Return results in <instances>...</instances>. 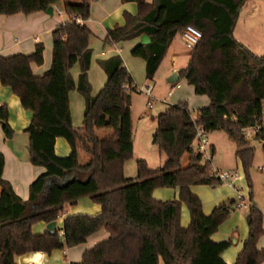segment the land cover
Segmentation results:
<instances>
[{"label": "trees", "instance_id": "obj_1", "mask_svg": "<svg viewBox=\"0 0 264 264\" xmlns=\"http://www.w3.org/2000/svg\"><path fill=\"white\" fill-rule=\"evenodd\" d=\"M135 1L138 13H125L124 25L108 30L103 45L115 46L148 36L150 42L135 44L130 54L145 61L149 81L154 79L173 40L186 26L198 28L202 37L179 76L196 96L205 95L209 103L194 118L185 101L167 106L157 116L152 136L165 155L163 166L150 169L145 160L139 159L136 177L127 179L123 170L133 154L131 102L136 87L121 56L115 54L99 60L107 80L96 96L91 95L88 70L92 32L85 24L90 17L88 2L0 0V15L46 12L49 6L61 2L68 16L65 23L51 30V66L42 75L32 72V64L43 63L42 43H36L30 54L0 55L1 85L8 86L20 98L22 107L34 114L25 130L29 162L44 168L29 185V197L24 200L2 178L5 163L0 153V264H16L14 257L28 252L72 248L104 229L108 237L73 264H159L160 260L163 264H226L221 253L231 242L216 243L210 237L239 208V200H225L210 214H204L190 186L216 187L222 183L210 173L209 163L201 154L194 152L193 144L196 126L202 125L208 132L224 131L236 145L235 156L241 161L251 200V142H264V53L254 54L234 37L236 22L248 0ZM76 64L80 69L77 82L71 75ZM71 90L84 98L79 125L72 121ZM7 116L3 106L0 126L10 137ZM248 128L256 130L247 135ZM58 137L70 145L67 157L55 154ZM262 152L264 155V147ZM185 154L188 164L182 167ZM70 171L75 172V179L63 184V176ZM156 188H177L178 199L158 200L153 197ZM87 197L100 206L98 215L67 216L54 234H33L34 224L55 222L64 204ZM181 204L189 211L185 227L180 222ZM249 204L245 217L248 238L234 264L264 263V249L258 248L263 214Z\"/></svg>", "mask_w": 264, "mask_h": 264}, {"label": "crops", "instance_id": "obj_2", "mask_svg": "<svg viewBox=\"0 0 264 264\" xmlns=\"http://www.w3.org/2000/svg\"><path fill=\"white\" fill-rule=\"evenodd\" d=\"M64 1L73 4H80L82 2V0H77L78 2L69 0ZM86 1L90 6V17L88 20L85 21V24L88 29L92 32V36L89 41V46L92 39L95 40L97 43H101V46H103L104 50L101 52V58L99 60L108 58L115 54L120 55V51L123 47V44H125L126 42L115 46L103 45V39L105 38L107 31L112 29L114 25H124L125 13H131L133 15H136L138 13L137 2L135 0ZM152 1L153 0H144L145 3H152ZM52 6V14L49 15L45 12H35L30 15H23L22 13H17L15 15L10 16L0 15V55L10 56L18 53L30 54L34 51V46L36 43H42L43 47L45 48L43 52V63L41 66L37 64H32V72L34 75H42L44 72L49 70L52 58L51 30L57 25L65 23V21L68 20L67 15H64L65 19L63 20V22L59 21L56 15H54L55 13H57L59 17L61 16V12L58 9H62V3L61 6ZM235 26L236 27L234 29V37L238 42L246 46L251 52L256 55H261L264 53V0H248L244 4ZM179 37L182 38L181 35L176 37L171 43L169 50L173 48V43ZM139 42L140 38L134 39L132 41V45L135 46V44H138ZM174 52H172L173 60L179 61L178 59H180V57ZM189 56L190 52L188 53L187 57H185V60H187L185 62V65H181L177 68H172L169 73L165 74V76L168 77V79L165 81V87L167 88V91L172 84H180L179 89L173 90V92H181L178 96H176L173 103H167V101L174 94L173 92L171 96H168V93L166 91L167 95L165 96V98L159 99L156 98L152 93L153 86L150 84L146 85L148 87L150 86V93L152 94L154 100L156 99L157 101H159L161 105H164V107L169 105H176L182 101H185L187 103V107L189 108V100H192L194 103L197 104L196 108L198 112L199 109L207 106L209 103V100L205 95H198L196 96L197 98H193V88L188 85L187 82L186 84L185 82H180L181 79L179 76V72L181 71V69L187 66L189 62ZM123 62L126 69H128L130 68V64H134L137 61H134L133 59L129 60V58L125 57ZM97 65L98 64L93 61L92 50L91 66L88 70V79L92 89L94 88V83L91 77V73L92 71H96L94 69H96L95 67H97ZM160 69L161 67L158 69L154 76L155 82L158 81L157 79ZM78 74L79 71L75 74H71L72 78L76 82L78 80ZM101 74L102 75H100V78H98L99 82L101 80L99 84L104 85L107 78L103 70H101ZM74 92L77 91L71 90L68 94L70 102V112L72 114L73 123L75 125H79L81 124V116L79 111L82 106L84 110V98L78 93L81 96L80 98H82L79 99V97H77ZM91 92H94V90ZM72 99L75 102L74 104H76V109L78 112H76L77 115L74 114V112L72 111ZM0 102L6 108L8 114L7 124L10 130H12V135L10 137H7L3 130H1L0 126V153L3 155L5 163L2 178L7 179L12 184L16 195H18L20 198H23L24 200H27L29 197V185L37 179L38 175L44 172V168L39 166L35 167L29 162L28 134L25 132V130L32 121L34 114L30 110L24 109L21 105L20 98L13 94V92L8 86L1 85V82ZM148 108H152V105L148 106ZM165 110L166 108H164L163 111L158 113L153 118L155 124L153 130H155L156 128L157 116L165 112ZM193 110L195 111V109ZM133 118L134 116L132 110V126ZM152 132L154 133V131ZM153 133L151 134V136H153ZM151 142H153V140ZM132 143L134 153L136 151L134 126L132 131ZM54 145L55 154L58 157L64 158L69 155L71 150L70 145L67 144V142L63 138H56ZM209 146L211 156L216 155V153L218 156L220 155V153H224L223 155L226 156L225 162H217L215 165H213L212 163L211 165L213 169L215 171L217 170L221 172H235L236 177H234L233 180L230 181V183L220 184L216 187L202 184L192 185L190 186V190L200 199L201 206L203 207V212L206 215L210 214L218 203L228 199H237L238 196H241L245 204H247L246 207H239L236 211H234V214L231 215L224 223H222L219 226L218 231L210 237L216 243L221 241L231 242V245L221 254L222 259L226 264H234L235 260L237 259V256L239 255V252L243 247L244 242L248 238V226L247 221L245 220L247 212H242L240 209L244 208L248 210V206L250 205L249 203L251 202L263 214L264 205L260 200L259 188L258 185L256 186L254 184L253 177L251 178V188H253L251 193L252 196L251 200L249 201L250 189L247 186V181L245 179V174L242 170L241 161L237 156H235L236 148H234L233 145L231 146L229 142H222L221 144L218 142L209 143ZM141 157L145 158L149 164V160L146 156ZM165 159V157L163 159L161 158L162 161H164ZM255 179H258V176H255ZM260 187L264 191V186L260 185ZM178 195L179 190L177 188H156L153 190V197L161 201L178 199ZM62 210V221L65 217L74 214L95 216L101 212L100 206L94 203L88 197L79 199L76 203L71 205L66 203L63 205ZM180 222L183 227L187 226L189 223V211L187 206H185L184 204H181ZM56 224L57 222L55 221V228L58 229ZM46 228V223L39 221V223H36L32 226V232L34 235L43 234L46 232ZM107 237L108 233L104 229L95 234L90 235L86 239L85 243L77 246H72V248L56 249L53 250L51 253H45L43 251L28 252L24 253V255L15 256L14 260L16 264H73L81 260V256L86 250H89V248L105 240ZM258 248L260 250L264 249V238L262 242L258 243ZM160 262L163 263L160 260L159 264Z\"/></svg>", "mask_w": 264, "mask_h": 264}, {"label": "rangeland", "instance_id": "obj_3", "mask_svg": "<svg viewBox=\"0 0 264 264\" xmlns=\"http://www.w3.org/2000/svg\"><path fill=\"white\" fill-rule=\"evenodd\" d=\"M69 1H74V2H78L77 0H69ZM61 13H60V17L57 15V13H55L54 15H56V17L59 19V21L63 22V20L65 19V16L63 14V10L61 8L58 9ZM132 41L130 42H126L125 44H123V47L120 51V56L122 58V61H124L125 57L129 58V60H134L137 61L136 63H132L130 64V68H128V72L131 75V78H133V86L136 87V89H140L146 85H152L153 86V95L156 98L159 99H164L165 96L167 95L166 91L167 88L165 87V81L168 79L167 76H165L166 73H169L172 68H177L180 67L181 65H185V62L187 60H185V57H187L189 51L185 48V44L183 42L182 38H177V40L173 43V48H171L167 54L164 56L163 62L161 63L160 67V71L158 74V81L155 82V77L153 80H147L145 77V61H143L141 58L138 57H134L131 56L130 54V50L132 48ZM90 46L93 50V61L96 62L98 65L97 67H95L96 71H92L91 73V77L93 79V83H94V88H91V91L94 90V92H91V95L96 96V93L99 91V89L103 86L100 85L99 83V79L101 74V66L99 64V59L101 58V52L104 50L103 46H101V43H97L95 40L92 39ZM175 51V52H174ZM172 52L178 54V56L180 57V59H178L179 61H175L172 58ZM139 63V64H138ZM159 67V68H160ZM79 71V65L76 64L72 70H71V74H75L76 72ZM158 71V70H157ZM104 72V71H103ZM105 74V73H104ZM106 76V75H105ZM155 76V75H154ZM181 83L186 81L184 78H181L180 80ZM157 84V85H156ZM77 97H79V99L81 96L77 93L74 92ZM174 94L172 95V97L167 101V103L171 104L174 102V99L176 98V96H178L181 92L176 91L173 92ZM73 95V94H71ZM193 98H197L196 95H193ZM147 101L148 98L145 94L140 93V92H133L132 93V104H131V108L133 110V126H134V133H135V142H136V148H135V152L132 154V157L126 161L125 163V168L123 170V175H125V178L127 179H134L136 177V161L139 159L145 160L148 164V161L141 157V156H146L149 160V168H160L163 166L164 161L161 160V158L163 159L165 157L164 153L161 152L159 150V148L155 145L154 142L152 141V136L151 134L153 133L152 131L153 128L155 127L154 125V120L153 118L160 113L161 111L164 110V108H166L167 106L164 107V105H161V103L159 101H157L156 99L152 101V108H148L147 106ZM75 102L72 99V111L74 112V114H76L77 109H76V104H74ZM197 104L194 103L192 100H189V108L191 110V113L194 116L197 113ZM195 109V111L193 110ZM80 116H81V122L83 120V106L80 109ZM78 113V112H77ZM77 115V114H76ZM252 134V133H251ZM250 134V135H251ZM207 140L209 141V143H222V142H229L231 144V146L233 145L234 148H236V145L233 141L229 140L228 136L226 135V133L222 130H215L212 132H208L207 133ZM219 145V144H218ZM251 146L253 147L254 151H253V155H254V159L252 162V165L250 167V178L253 177L254 179V184L259 188V195H260V200L264 205V191L263 189L260 187V185L264 186V155L262 152V148L264 147V142L258 140V139H252L251 142ZM224 153H220V155L218 156L217 153L216 155H212L211 157V164L213 163V165H215L217 162H225L226 161V156L223 155ZM188 164V157L187 155H183V159H182V167L186 166ZM254 174V175H253ZM255 176H258V179H255ZM246 179V177H245ZM253 188H251L252 190ZM238 209V208H237ZM236 209V210H237ZM235 210V211H236ZM242 212H247V209L241 208L240 209ZM234 212L231 214L233 215ZM247 214V213H246ZM230 215V216H231ZM229 216V217H230ZM62 213L59 215V217L57 218L56 222V226L58 229H60L62 226ZM263 220H264V206H263ZM264 238V235L261 237V239L259 240L258 243L262 242ZM160 264H163L160 262ZM264 264V263H262Z\"/></svg>", "mask_w": 264, "mask_h": 264}, {"label": "built area", "instance_id": "obj_4", "mask_svg": "<svg viewBox=\"0 0 264 264\" xmlns=\"http://www.w3.org/2000/svg\"><path fill=\"white\" fill-rule=\"evenodd\" d=\"M78 23H82L81 19H77ZM182 39L185 44V48L191 52L196 45L198 44V41L202 37V33L198 28L192 27V26H186V28L183 30L182 34ZM180 84L179 83H174L170 86L168 89L167 93L168 96L172 95L173 90L179 89ZM137 92L143 93L148 97V106H151L152 101L154 100L152 94L150 93V86H145L140 89H136ZM3 107L2 103L0 102V109ZM256 130L255 128H248L246 130V134L249 135ZM195 138H194V144H193V150L196 154H201L202 160L205 162L209 163V169L210 173L216 178L220 180L222 184L225 183H230L231 180H233L234 177H236L235 172H221V171H215L211 165V155H210V146H209V141L207 140V133L208 131L202 126H196L195 130ZM1 137V133H0ZM239 201L237 205L239 207H246L247 204L243 201V198L241 196H238L237 198ZM62 234V232H61Z\"/></svg>", "mask_w": 264, "mask_h": 264}, {"label": "water", "instance_id": "obj_5", "mask_svg": "<svg viewBox=\"0 0 264 264\" xmlns=\"http://www.w3.org/2000/svg\"><path fill=\"white\" fill-rule=\"evenodd\" d=\"M56 5L57 6H61V2L57 3ZM52 10H53V6H49V8L46 10L45 13L48 14V15L52 14ZM149 42H150V39H149L148 36L142 35L140 37V42L139 43L141 45H147V43H149ZM28 150H30V149L28 148ZM88 175H90V174H88ZM63 177L64 178L62 180V183L66 184L67 182L70 181V179H75V172L74 171H70L69 173L65 174ZM46 226H47V228H46V232L47 233H49V234H54L55 233V231H56L55 222L48 223V224H46Z\"/></svg>", "mask_w": 264, "mask_h": 264}]
</instances>
